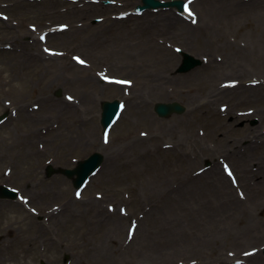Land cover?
I'll use <instances>...</instances> for the list:
<instances>
[{
  "label": "rangeland",
  "instance_id": "rangeland-1",
  "mask_svg": "<svg viewBox=\"0 0 264 264\" xmlns=\"http://www.w3.org/2000/svg\"><path fill=\"white\" fill-rule=\"evenodd\" d=\"M185 1L178 17L128 15L141 0H0V185L24 198H0V264H264V71L250 61L258 49L264 65V0L230 23ZM226 43L255 48L246 75ZM181 50L202 64L177 74ZM171 102L184 113L160 118ZM94 153L82 190L47 177Z\"/></svg>",
  "mask_w": 264,
  "mask_h": 264
},
{
  "label": "water",
  "instance_id": "water-1",
  "mask_svg": "<svg viewBox=\"0 0 264 264\" xmlns=\"http://www.w3.org/2000/svg\"><path fill=\"white\" fill-rule=\"evenodd\" d=\"M144 3V6L139 7L138 11H143L150 8H178L180 11L184 8V2L182 0L178 1H172L163 3L158 0H142ZM200 62L195 60L194 58L184 55V61L179 69L178 72L180 73H186L195 68L197 65H199ZM120 110V105L118 101L114 102H105L103 104V114H102V125L104 128H107L115 119L118 112ZM156 113L160 117H168L173 113L181 114L184 112V108L177 104H158L155 107ZM104 157L99 154L95 153L93 154L89 159L79 163L78 167L75 170H63L62 173L66 175L68 178H74L77 176V178L74 180L75 187H80L85 181L90 177L103 163ZM3 195H10L13 196L9 192L8 189L4 188L2 190Z\"/></svg>",
  "mask_w": 264,
  "mask_h": 264
},
{
  "label": "bare ground",
  "instance_id": "bare-ground-1",
  "mask_svg": "<svg viewBox=\"0 0 264 264\" xmlns=\"http://www.w3.org/2000/svg\"><path fill=\"white\" fill-rule=\"evenodd\" d=\"M211 1V0H210ZM256 0H254V1H252V2H249V4H247V3H242V5H241V7L240 8H238V7H236V6H239V4H235L236 2H239L240 3V1L239 0H212L211 1V3L213 4L212 5V10L215 12V14H217V13H222L223 15H224V17H221L220 18V21H226V22H228V23H230L232 20H233V17L231 16V13L233 12V14H236L234 17L235 18H238L240 15H241V17H242V15H244V13H243V11L242 10H248V8H250V9H252V10H257L259 7H260V5L258 6V4H256V3H253V2H255ZM98 7H100L101 9H104V7H102V6H98ZM255 7H258V8H255ZM241 10V12L239 13V14H237L238 13V11H240ZM170 11H172V13H176V11L174 10V9H171ZM226 11L227 12H229V13H227L226 14ZM228 15V16H227ZM161 17L163 16V19L161 18V20H162V22H163V24L164 23H168L169 24V28H172V27H175L174 25L175 24H179L178 23V20L180 19V18H178V19H176V22H174V21H172V22H170V21H168V19H170L171 18V15H168V14H166V12L165 13H163V15H160ZM181 20V19H180ZM182 21V20H181ZM157 22V21H156ZM160 22V21H159ZM161 23V22H160ZM173 23V24H172ZM264 38V37H263ZM219 40H221V39H219ZM246 44H248V43H246ZM246 44L244 45V47H242V46H237V45H232V44H229V43H226V45L224 46V47H226L227 49H230V51H231V49H233V51H231V53H230V55H229V57H228V60H227V63H228V65H229V68L232 70V72H233V75H237L238 77H239V75H246L247 74V69L245 68H243L245 65L247 66H249V57H251L252 56V54H253V51L255 50V48H253V47H251V48H249L248 50H247V47H246ZM263 44H264V39H263ZM249 45V44H248ZM255 47V46H254ZM257 54V55H256ZM263 55L262 53H260V51L258 50V49H256V51H255V55H254V57H251L250 58V61L252 62V65L254 66L255 65V68L257 69V70H263L264 71V65H257L256 64V61H257V58H259V59H263V58H260L261 57V55ZM213 62V61H212ZM242 64V65H241ZM212 65V64H211ZM210 65V66H211ZM251 65V66H252ZM212 69H217L218 68V66L216 67V68H213V66L211 67ZM191 72V71H190ZM189 73V72H188ZM244 90H245V88H244ZM233 91L234 90H230V91H218L217 92V96H219V95H224V94H226V95H232L233 94ZM139 97V96H138ZM262 138H264V136L262 137ZM249 147H252V146H254V143H250L249 145H248ZM262 156H264V154L262 155ZM262 170V169H261ZM214 172L216 171L215 169L213 170ZM260 173V175L261 176H263L264 174V172H259ZM264 177V176H263ZM210 184H211V182H210ZM214 184H215V182H214ZM216 185V184H215ZM225 186H227L226 184L224 185V187L222 188L223 189V191L222 190H220V191H222L221 193H218V195H219V197L221 198V199H223V198H225L226 197V195H225ZM212 188V187H211ZM225 200V199H224Z\"/></svg>",
  "mask_w": 264,
  "mask_h": 264
},
{
  "label": "snow or ice",
  "instance_id": "snow-or-ice-1",
  "mask_svg": "<svg viewBox=\"0 0 264 264\" xmlns=\"http://www.w3.org/2000/svg\"><path fill=\"white\" fill-rule=\"evenodd\" d=\"M187 7H188V6L185 5V8H186V9H187ZM189 12H190V10H189ZM190 14H192V13L190 12ZM5 19H6V17H5ZM41 38L43 39V37H41ZM46 51H49V50L46 49ZM76 59H77L81 64L85 63V61L81 60L79 57H77ZM105 79H108V77H105ZM115 82H117V83H131L130 81H115ZM69 99H71V97H70ZM105 142H107V141H105ZM225 167H227V166H225ZM229 175H232L231 171H229ZM76 195L79 196L80 194L77 193ZM21 199L23 200L24 198L21 197Z\"/></svg>",
  "mask_w": 264,
  "mask_h": 264
}]
</instances>
